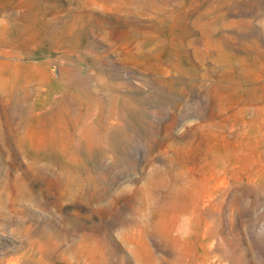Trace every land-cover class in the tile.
<instances>
[{
    "label": "rangeland",
    "instance_id": "rangeland-1",
    "mask_svg": "<svg viewBox=\"0 0 264 264\" xmlns=\"http://www.w3.org/2000/svg\"><path fill=\"white\" fill-rule=\"evenodd\" d=\"M0 264H264V0H0Z\"/></svg>",
    "mask_w": 264,
    "mask_h": 264
}]
</instances>
